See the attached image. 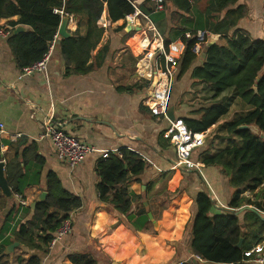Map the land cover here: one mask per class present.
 Returning <instances> with one entry per match:
<instances>
[{"label": "trees", "instance_id": "1", "mask_svg": "<svg viewBox=\"0 0 264 264\" xmlns=\"http://www.w3.org/2000/svg\"><path fill=\"white\" fill-rule=\"evenodd\" d=\"M151 1L147 0L148 3ZM239 2L165 0V8L169 5L175 8L173 18L179 17L188 26L182 31L192 30L190 39L183 35L179 40L183 45L180 52L172 51L171 42L165 43L166 52L173 55L179 64V77L192 72L195 89L189 95V102H199L202 106L199 119L186 118L183 121L194 133L209 131L218 139L225 135L226 139L221 142L229 143L228 147L215 149L213 153L204 152L201 162L205 167L220 168L234 189L229 209H216L209 187L203 182L205 190L195 197L196 213L186 225L183 238V241L187 240L188 244H185L189 246V256L181 261H175L176 257L172 260L171 247L164 243V236L176 239L180 235L188 218L187 208L180 207V200H175L168 209L171 202L182 193L183 172L177 170L170 174L167 184L155 194H151L152 188L148 185V206L141 204L133 214V204L142 198L133 194L129 185L140 181L148 163L140 154L128 148L120 150L122 157L111 154L108 159H99L97 162L96 172L100 180L97 191L100 200L108 213L120 217L119 223L130 225L136 231H142L145 227V232L153 234V229L146 228L148 213L160 221L167 210L164 213V228L168 230L162 236L143 237L149 264H195L194 260L198 264H252L246 253L253 250L254 244L260 241L251 229L264 225L262 217L246 210L245 214H251L254 218L242 223L237 210L247 206L264 211V188H261L264 185V139L248 130H239L241 126L253 125L264 134V40L256 41L238 27L249 13V9ZM201 4L204 5V11L196 15ZM134 5L140 9L136 0H0V20L17 16L19 20L12 22L13 27L22 25L30 28V31L19 34H14L13 28L8 38L15 61L22 69L40 61L48 52L63 20L55 11L63 10L65 14L74 16L77 22L74 36L60 40L65 76L70 77L89 74L103 66L109 48L105 46L96 56L94 52L105 33L98 26L104 12L112 24L133 15ZM150 11L153 12L154 8ZM207 33L219 35V42L210 44ZM91 59L94 61L89 64ZM199 59H204L202 64L193 69ZM139 85L151 87V83L145 80L138 82ZM121 90L132 92L126 87ZM238 100L248 107L247 112L218 127ZM19 147L15 157L6 164V179L14 196H22L28 187L40 186L43 170L36 167L35 163L45 165V159L37 153L36 143L26 142ZM247 191L256 195L255 201L243 197ZM1 192L0 189V201H6ZM45 192L48 193L46 201L38 204L32 219L17 226L13 230V238H10L7 233L16 212L20 209L32 212L30 207L13 204V210L0 230V264H9L11 255H6L5 251L15 241L45 253L63 221L82 207V200L63 188L55 172L47 173ZM179 207L180 221L175 224L171 216ZM241 241L242 246L238 247ZM17 262L42 264V257L20 256ZM70 262L98 264L97 258L90 253L72 254ZM130 263L148 264V261L147 257L135 255ZM106 264L111 263L107 261Z\"/></svg>", "mask_w": 264, "mask_h": 264}, {"label": "crops", "instance_id": "2", "mask_svg": "<svg viewBox=\"0 0 264 264\" xmlns=\"http://www.w3.org/2000/svg\"><path fill=\"white\" fill-rule=\"evenodd\" d=\"M153 1L148 3L147 0H136V5L140 6V10L149 16L164 43L171 42L172 51L180 52L183 45L179 43V40L183 35L191 34L192 30L182 31L188 26L183 24L184 21L179 17L173 18L175 8L172 5L166 7L163 12L153 11L155 16L163 14L153 20L148 13L151 8H154ZM239 3L246 6L249 13L240 21L238 27L248 32L254 40H264V0H240ZM203 11L204 5L201 4L196 15ZM18 20L17 16L0 20V30L11 33L13 28L16 30L22 26L13 27L12 22ZM98 26L103 28L105 33L94 55L96 56L105 46L109 48L103 66L89 74L70 77L65 76V60L61 53V43L58 44L61 38L57 40L48 66V75L36 73L20 79L21 68L17 65L13 50L8 43L11 35L8 37L0 35L1 160L7 164L15 157L20 144L36 143L38 155L45 159L43 168L35 163L36 167L43 170L42 181L40 186L26 188L22 195L23 199L31 206L45 192L46 175L52 171L57 174L66 191L82 200V207L74 212L73 230L69 235L53 248H47L45 253L19 244V248L12 253L14 255L10 254L9 264H18L17 259L20 256L29 258L31 255L41 256L42 264H70V256L75 253L93 254L98 264H106L107 261L111 264L113 262L131 264L130 261L135 255L141 258L147 257L149 264L148 251L144 246L143 237L162 236L168 230L164 228V213L167 210L159 221L158 231L154 230V225L148 218L146 228L153 229L152 231H155L153 234L149 231L145 232V227L142 231H136L135 227L133 229L130 225L119 223L120 217L105 210V205L101 202L97 191V185L100 182L96 172L99 156L97 154L89 156L83 164L74 169L59 161L53 143L41 137L44 132V122L47 120H51L58 128L99 150L115 152L128 148L144 158L148 163L147 170L140 176V181L129 185L130 191L142 198L133 204L131 211L133 214L141 204L147 203L148 185L152 188L151 194H155L167 184L170 174L177 170L183 172L182 193L171 202L168 209L175 200H180V207L187 208L188 218L176 239L164 236L165 244L179 242L183 239L186 225L196 213L195 197L205 190L204 183H209L227 207L232 199L234 189L230 185V179L221 173L220 168L205 167L201 162L203 153L206 151L213 153L214 142L225 140V135L222 139L217 137L211 141L212 147L209 146L205 150L208 146L206 142L204 148L195 152L193 161L201 164L200 170L179 168L173 146L162 136L169 126L168 122L164 119L157 120L145 104L153 92L156 66L154 65L153 68L154 78L152 80H150L149 72L144 75L147 78L142 79L140 66L142 68L141 64L145 61L141 60L140 54L144 53L148 41H153L154 33L145 23L141 26L137 24L134 28L128 26L125 20L111 24L106 12L102 15ZM23 28L24 31L20 33L30 31L27 26ZM67 29L71 37L74 36L77 30L75 19H69ZM207 34L210 44L219 42V35ZM159 42V40L155 41L156 44ZM203 60L196 61L193 69L199 67ZM93 61L94 59H91L89 64ZM179 74L180 68L177 67L171 100V106L175 107L176 118L199 119L202 106L199 102H189V95L194 93L195 89L194 80L191 78L192 72L182 78ZM142 80L150 82L152 90L147 86H137ZM125 87L130 88L132 92L121 90ZM247 110L248 107L238 100L231 106L229 115L220 121L218 127ZM16 134H22V137L16 140L14 138ZM261 188H264V185ZM258 192L259 190L256 193ZM243 197L252 201L256 200V195L248 191L243 194ZM13 204H19L14 195L13 200L6 198V201H3L1 199L0 230L4 220L13 210ZM180 207L172 212L171 218L175 224L180 221ZM240 210H237V213ZM245 211L239 214L242 223L244 220L249 221L254 218L251 214H245ZM257 211L258 213L251 212L255 216L262 217L264 221L263 214ZM32 217L33 211L28 213L20 209L16 212L7 236L13 238V230L20 224L31 220ZM251 230L260 240L258 244H254V248H264V225L252 227ZM170 247L172 260H174L176 251L174 247ZM185 247L190 252L187 244Z\"/></svg>", "mask_w": 264, "mask_h": 264}, {"label": "built area", "instance_id": "3", "mask_svg": "<svg viewBox=\"0 0 264 264\" xmlns=\"http://www.w3.org/2000/svg\"><path fill=\"white\" fill-rule=\"evenodd\" d=\"M154 12L165 11V0H154ZM135 12L133 15L127 16L125 21L130 27H136L137 24L141 26L142 23L147 24L148 29L154 33L155 37L152 42L147 43L144 48V57L141 59L142 68L140 66V76L142 79L147 72L150 73V80L154 78L153 68L156 66L155 72V86L152 95L145 101L146 106L151 111L152 116L157 120H166L169 124L167 129L163 132V138L173 146L177 158L179 168L185 170H200L201 164L194 162L193 155L196 151L205 147L207 142V135L205 133H194L189 130L182 119L177 118L175 121H170L168 118V111L171 106L172 93L175 84L176 69L179 64L175 57L168 54L165 49V43L159 36L157 29L151 22L149 16L143 13L135 5ZM55 14H59L64 19L65 17L73 20L74 17L65 14L63 10H56ZM0 35L8 37L10 32H3L0 30ZM187 39L191 38V34H186ZM60 38L59 33L55 36L53 42L49 45L48 52L43 58L27 67L21 69L20 79L34 75L36 73L48 75V66L50 64L52 55L55 51L57 40ZM156 40L160 42L155 43ZM153 80V81H154ZM22 134H16L15 139H20ZM42 139H49L56 149L58 160L67 164L71 169L83 164L84 161L92 155L97 154L99 159H108L111 154L122 157L120 150L118 151H103L95 146L80 141L77 137L66 133L64 130L58 128L51 120L44 122V132ZM210 197L214 200L216 209H229L217 196L215 191L209 186ZM14 198L23 207H30L28 202L23 199L21 195H15ZM264 216V211H260ZM74 212L63 221L60 228L56 232L55 238L50 243V248H53L60 240L69 235L73 230ZM247 258H251L252 264H264V248L256 247L250 252L246 253Z\"/></svg>", "mask_w": 264, "mask_h": 264}, {"label": "water", "instance_id": "4", "mask_svg": "<svg viewBox=\"0 0 264 264\" xmlns=\"http://www.w3.org/2000/svg\"><path fill=\"white\" fill-rule=\"evenodd\" d=\"M68 25H69V18L65 17L62 20V24H61V26L59 28V31H58L59 36H60L61 39H66V38L71 37V34L68 32V29H67L68 28ZM23 31H24L23 26H19L15 30V34H18V33L23 32ZM58 44H60V40H59ZM203 57H205V55H203ZM154 86H155V83H154ZM254 89H255V91H257V88L256 87ZM168 118H169L170 121H175L177 119L176 118V114H175V107L174 106H170L169 111H168ZM239 130H248V131L252 132L253 134L258 135L262 139H264V134L260 133L259 129L256 126H253V125H251V126L244 125V126L239 127ZM5 169H6V163L1 160V155H0V189L2 191V194L6 198H8L9 200H13V193H12L11 188L9 187L8 182H7L6 175H5ZM47 196H48V193L47 192H43L31 204V206H30L31 210L32 211H35L36 208H37V206H38V204L43 203V202L46 201ZM145 206L147 207V203L145 204ZM244 210H249V211L258 213V211L256 209H254L253 207H244L237 214L239 215ZM148 218L153 223L154 230L155 231H158L159 230L160 222L159 221H156L154 219L152 213H148ZM242 243L243 242L241 241L240 244L238 245V247H241L242 246ZM16 248H19V243H17V242L9 245L7 247V249H6V251H5L6 255L12 254L15 251ZM194 263L195 264H198V262L196 260H194ZM112 264H118V263L113 262Z\"/></svg>", "mask_w": 264, "mask_h": 264}, {"label": "rangeland", "instance_id": "5", "mask_svg": "<svg viewBox=\"0 0 264 264\" xmlns=\"http://www.w3.org/2000/svg\"><path fill=\"white\" fill-rule=\"evenodd\" d=\"M149 14H150V16H152V19L153 20H155V19H157V17H161V16H163V14L161 13V14H158L157 16H155L154 14H153V12H151V11H149L148 12ZM140 56L142 57V56H144V53H141L140 54ZM152 86V85H151ZM151 88V87H150ZM151 90H152V88H151ZM215 138H217L216 137V135H214V133H210L209 135H208V141H207V143H208V146L205 148V150L209 147V146H213V144H211L212 142L211 141H213ZM219 139H221V138H219ZM214 146H213V148H215V149H220V148H225V147H228V145H229V143H225L224 141L223 142H221V141H215L214 142ZM207 184L209 185V183L207 182ZM210 186V185H209ZM216 187V186H215ZM216 193V192H215ZM191 213V215H193V213H192V211L190 212ZM193 218V217H192ZM191 218V219H192ZM149 229H151V228H149ZM184 238V237H183ZM185 242L187 243V240L186 241H183V239L181 240V241H179V242H171L169 245L170 246H172V247H174V249H175V251H176V258L175 259H177V260H175V261H181V260H183V259H185L187 256H189V254L191 253H189V250L188 249H186L187 247H185ZM188 244V243H187ZM177 254L178 255H180V257L179 258H177ZM12 255H14V254H12ZM100 259H101V257H100Z\"/></svg>", "mask_w": 264, "mask_h": 264}]
</instances>
